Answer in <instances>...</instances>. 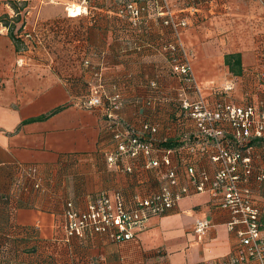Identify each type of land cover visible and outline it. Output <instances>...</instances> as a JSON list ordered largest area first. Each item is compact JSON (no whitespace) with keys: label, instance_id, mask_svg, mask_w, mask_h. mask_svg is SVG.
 I'll use <instances>...</instances> for the list:
<instances>
[{"label":"crops","instance_id":"0c3cea01","mask_svg":"<svg viewBox=\"0 0 264 264\" xmlns=\"http://www.w3.org/2000/svg\"><path fill=\"white\" fill-rule=\"evenodd\" d=\"M26 2L19 15L22 33H37L18 55L8 28L0 21V264H214L236 249L227 228L228 210L210 193L184 196L163 215L149 216L135 236L113 242L103 235L64 239L67 201L85 209L100 192L133 194L157 191L165 182L164 167L146 170L131 159L132 173L107 163L114 149L103 106L85 108L81 100L93 80L89 61L99 66L107 94L119 91V120L136 131L147 121L158 125L155 138L172 150L180 171L194 159L187 147L198 133L182 116L184 94L170 62L158 51L173 39L163 18L150 15L134 28L118 13L116 0H0V20L16 15L12 4ZM170 10L185 18L181 39L191 53L196 78L211 82L205 99L227 100L264 109V0H171ZM78 10L71 15V10ZM80 12V13H79ZM17 26H19L17 24ZM27 39V38H25ZM239 53L241 73L232 74L224 56ZM230 87V90H224ZM150 102L151 104H147ZM62 109L41 121H24ZM264 165V142L250 150ZM198 166L211 168L205 158ZM20 166L37 168L27 177ZM40 188H35V183ZM264 226V182L253 184ZM8 198L5 202L4 199ZM207 219L204 234L194 231L196 219Z\"/></svg>","mask_w":264,"mask_h":264},{"label":"built area","instance_id":"2783aa9c","mask_svg":"<svg viewBox=\"0 0 264 264\" xmlns=\"http://www.w3.org/2000/svg\"><path fill=\"white\" fill-rule=\"evenodd\" d=\"M118 13L127 16L133 27H139L150 15L163 18L170 27L173 40L163 42L158 51L168 52L171 70L181 83V91H193L195 99H180L182 116L193 121L198 136L187 150L192 159L185 170L172 163V150L161 148L155 136L158 125L143 121L140 129L123 124L117 112L123 105L119 91L107 94L102 83V70L85 61L92 72L89 92L82 99L85 108L103 106L114 149L107 153V163L120 172L132 173L131 159L146 170L164 167L165 182L154 192L133 194L126 199L122 192H100L81 210L67 201L63 212L66 242L84 240L89 235H103L113 242L130 240L151 215H163L184 196L208 192L216 204L231 214L227 228L237 238L236 249L227 259L214 264H264V226L261 208L253 195V184L264 182V165L257 166L248 150L254 141L264 142V109L253 104H235L220 100L210 104L202 96L190 66V59L181 40V31L188 26L185 18L170 10L171 0H116ZM70 9H68L69 13ZM80 13V12H79ZM73 15V14H71ZM226 87L224 90H230ZM151 104L150 102L147 103ZM205 158L209 169L195 160ZM27 177H37V168L20 166ZM35 188H40L37 182ZM211 227L207 219H196L194 231L204 234ZM204 264V263H200Z\"/></svg>","mask_w":264,"mask_h":264},{"label":"trees","instance_id":"16d2710c","mask_svg":"<svg viewBox=\"0 0 264 264\" xmlns=\"http://www.w3.org/2000/svg\"><path fill=\"white\" fill-rule=\"evenodd\" d=\"M117 4H118V3H117ZM24 6H26V2L21 3L20 6H18L17 4H12V8H13L14 10H16V11H15L16 15H15L14 17H12V18H9V17L6 15V16H4L3 18H1V20H0L1 23L4 24L5 27L8 28V35L10 36V38L12 39V41L14 42V45H15L16 51H17L18 55H20V56H22L24 53L27 52L28 47H29L28 43H29V41H30V39H31L32 37H33V40H35V41H38V40L41 41L40 37H39V36L37 35V33H35V32L32 33V34H30V33H25V34H23V33H22V30H23V28L25 27V22L21 19L20 15H19V12H20V10H21ZM118 7H119V4H118ZM118 10H119V9H118ZM124 17H126V19H128L127 16H124ZM128 21H129V20H128ZM129 23H130V22H129ZM144 23H145V21H143V23H142L139 27L143 26ZM17 24H18L19 26H17ZM130 24H131V23H130ZM139 27H134V28H139ZM25 38H27V39H25ZM172 40H173V39H171V40H165V41H162L161 43H163V42H164V43H165V42H170V41H172ZM161 43H159V45H161ZM159 45H158V47H159ZM158 47H157V48H158ZM168 55H169L168 52H165V53H164V56H165V57L167 58V60L169 61V56H168ZM88 62H89V61H88ZM84 63H85V62H84ZM89 63H90V62H89ZM223 64H225V65L228 67L229 71H230L232 74H234V75H239V74L241 73V71H242V69H241V58H240L239 53H230V54H226V55L224 56V63H223ZM90 65H92V64L90 63ZM98 67H99V66H97V68H98ZM102 75H103V73H102ZM103 80H104V79H103V77H102V83H103V85H104V87H105V84H104V81H103ZM105 91H106V89H105ZM88 92H89V84L87 85V91H86V93H84L82 99H84V97L88 94ZM81 101H82V100H81ZM122 101H123V100H122ZM106 104H107V103H106V99L103 98V106H106ZM61 109H62V107L57 108V109H55L54 111H52L51 113H49V114H47V115H43V116H39V117H35V118L28 119V120L24 121V123L44 120V119L48 118L49 116H51V115H53V114L59 112ZM105 117H106V116H105ZM106 119H107V118H106ZM160 145H161V143H160ZM162 146H165V147H172V146H174V145H173V143L167 141V142L162 143L161 147H162ZM4 201L7 202V201H8V198H5ZM79 240H81V239H79ZM81 241H82V240H81ZM68 242H69V241H68ZM5 258H6V255H5L4 253H0V262H1V261H4Z\"/></svg>","mask_w":264,"mask_h":264},{"label":"rangeland","instance_id":"374dc122","mask_svg":"<svg viewBox=\"0 0 264 264\" xmlns=\"http://www.w3.org/2000/svg\"><path fill=\"white\" fill-rule=\"evenodd\" d=\"M71 10V9H70ZM70 12V11H69ZM182 38V37H181ZM182 40V39H181ZM182 42H183V40H182ZM183 45H184V47H185V49H186V52L188 53V56H189V59H191V53H190V51H188L187 50V48H186V46H185V44L183 43ZM192 64H191V62H190V66H191ZM98 68H100V67H98ZM191 70H192V66H191ZM192 73H193V71H192ZM194 75V74H193ZM195 77V76H194ZM195 81H196V83H197V86L200 88V90H201V92H202V96L204 97V96H206V89L210 86L211 87V82H208L207 83V81H205V80H201L200 78H196L195 77ZM139 194H141V193H139ZM64 239H65V237H64ZM66 241V240H65Z\"/></svg>","mask_w":264,"mask_h":264},{"label":"bare ground","instance_id":"6f19581e","mask_svg":"<svg viewBox=\"0 0 264 264\" xmlns=\"http://www.w3.org/2000/svg\"><path fill=\"white\" fill-rule=\"evenodd\" d=\"M77 12H78V10H76V11H75V10H71L70 13H71V14H74V13H77Z\"/></svg>","mask_w":264,"mask_h":264}]
</instances>
